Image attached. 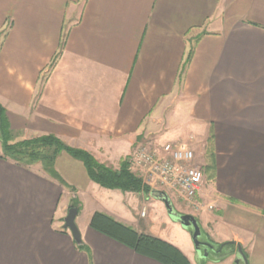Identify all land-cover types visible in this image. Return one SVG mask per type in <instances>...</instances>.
I'll list each match as a JSON object with an SVG mask.
<instances>
[{"label": "crops", "instance_id": "0c3cea01", "mask_svg": "<svg viewBox=\"0 0 264 264\" xmlns=\"http://www.w3.org/2000/svg\"><path fill=\"white\" fill-rule=\"evenodd\" d=\"M0 105L15 139L52 134L114 168L142 141L199 143L212 163L199 199L214 204L191 213L214 247L198 254L178 222L179 237L141 226L146 203L169 218L161 200L101 187L65 151L62 185L0 141V264H163L91 227L95 212L189 264H244L237 245L264 264V0H0ZM99 195L112 203L87 216ZM72 198L82 247L63 228Z\"/></svg>", "mask_w": 264, "mask_h": 264}, {"label": "trees", "instance_id": "16d2710c", "mask_svg": "<svg viewBox=\"0 0 264 264\" xmlns=\"http://www.w3.org/2000/svg\"><path fill=\"white\" fill-rule=\"evenodd\" d=\"M192 48L189 50L185 59L186 62L192 55ZM0 141L4 156L10 158L21 165H31L39 162L42 168L51 177L56 179L60 184L66 185L62 177L55 170L54 164L56 156L65 151L72 157L80 160L84 165L88 177L100 185L108 189H119L123 192L129 191L134 193L151 194L152 188L143 183L141 177L134 174L130 169L127 159L120 161L117 168L100 163L91 153L84 149L75 148L66 145L58 137L52 134H43L31 138L15 139L14 133L9 129L4 116V110L0 105ZM211 153L209 154V156ZM212 163L206 165L210 170ZM70 206L78 207L76 198H72ZM90 226L97 229L113 238L124 241L120 233L131 235L135 238L133 248L151 258H154L163 264H189L188 259L182 252L167 241L157 237L136 232L119 222H116L111 217L95 212L90 220ZM84 244H80L82 247ZM234 246L233 242H227L217 245V247ZM223 257V254H218Z\"/></svg>", "mask_w": 264, "mask_h": 264}, {"label": "built area", "instance_id": "2783aa9c", "mask_svg": "<svg viewBox=\"0 0 264 264\" xmlns=\"http://www.w3.org/2000/svg\"><path fill=\"white\" fill-rule=\"evenodd\" d=\"M129 169L151 188L160 186L175 192L189 211L212 210L214 204L199 199L206 173L205 163H197L190 143L165 141L156 145L138 143L126 157ZM145 214L144 208L141 215Z\"/></svg>", "mask_w": 264, "mask_h": 264}, {"label": "rangeland", "instance_id": "374dc122", "mask_svg": "<svg viewBox=\"0 0 264 264\" xmlns=\"http://www.w3.org/2000/svg\"><path fill=\"white\" fill-rule=\"evenodd\" d=\"M165 141H167V139H162L160 141L157 140V139L156 140L155 139H151L148 142H151V144L156 145L158 143H162L163 144ZM142 142H145V141H142ZM198 144L195 142L194 146H192V148L194 149V153L196 155L195 161L197 163L206 162L207 161V157L205 155H203V156L201 155L202 150H201V148L199 147ZM37 163H39V162H37ZM206 175H207V173H205L203 185L207 181V176ZM142 181H143V179H142ZM143 183H145L146 185L151 187L146 182L143 181ZM155 189L163 190V188L160 187V186H157ZM165 192L168 194L170 200L173 201L174 206L178 207V208L176 207V209H178V211L180 213L181 212L182 213H184V212L191 213L189 211V208L185 206V204L182 201V199L175 192L166 191V190H165ZM146 195H148V194H146ZM93 197L94 198H88V200L87 199L84 200L86 202L85 203V209H86V212H87V216L92 210H95V209L100 210L101 208H108V205L112 203V201H110L109 199H106L105 196L102 197V198H101L100 195L98 197H95V196H93ZM113 204H114V206L117 205L114 202H113ZM130 208L131 207H129L130 212H132L134 214V216L138 219L137 215H138L139 212L137 211V209L135 208L134 211H132V209H130ZM146 210H147V216L144 217V218H141V226L149 223L150 224V228H148V229H150V232H152V233H155V234L161 235V236H163L164 233L165 234L167 233L166 235H168L169 237H179L178 232L176 230L172 229L174 227V226H171V225H173L172 224L173 220H171L170 217L169 218L164 217L165 212L163 210V207H161V210L159 211L158 209H155L151 204L146 203ZM79 221H80V218L78 217L77 218V222H79Z\"/></svg>", "mask_w": 264, "mask_h": 264}, {"label": "water", "instance_id": "95a60500", "mask_svg": "<svg viewBox=\"0 0 264 264\" xmlns=\"http://www.w3.org/2000/svg\"><path fill=\"white\" fill-rule=\"evenodd\" d=\"M150 195L161 200L164 203V206L166 208L167 214L170 217V219H172L175 222L180 223V225L183 228L189 229L191 233V239H192L194 248L198 254H200L203 251H206V248L214 250V247L212 244L200 239V227L198 225L196 218L192 214L178 213L174 209V206L168 194L164 190L153 188L151 190ZM77 214H78L77 207L70 206L67 209L66 215L63 217V228L69 230L75 243L80 245L82 244L80 231L75 221ZM220 249H221V246L218 248L217 251H220ZM237 251L243 263L248 264L247 257L244 254L242 247L240 245H237Z\"/></svg>", "mask_w": 264, "mask_h": 264}]
</instances>
